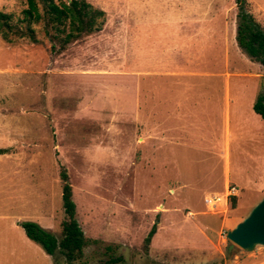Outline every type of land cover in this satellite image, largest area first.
I'll return each instance as SVG.
<instances>
[{
  "label": "rangeland",
  "instance_id": "obj_1",
  "mask_svg": "<svg viewBox=\"0 0 264 264\" xmlns=\"http://www.w3.org/2000/svg\"><path fill=\"white\" fill-rule=\"evenodd\" d=\"M87 1L103 28L60 53L40 25L37 42L0 37V264H54L22 222L60 236L62 169L88 264H264L226 237L264 195V68L237 44L234 0ZM246 1L264 28V0Z\"/></svg>",
  "mask_w": 264,
  "mask_h": 264
},
{
  "label": "trees",
  "instance_id": "obj_2",
  "mask_svg": "<svg viewBox=\"0 0 264 264\" xmlns=\"http://www.w3.org/2000/svg\"><path fill=\"white\" fill-rule=\"evenodd\" d=\"M25 7L20 15L0 11V37L11 43L15 39L25 38L37 42L36 26L40 25L50 41L53 53L64 51L68 45L83 35L103 28L105 12L87 0H24ZM237 8L236 40L239 48L253 61L264 68V28L249 12L246 0H234ZM255 113L264 120V92H260L252 105ZM61 199L63 219L60 236L40 227L32 221L22 222L27 237L39 243L53 257L63 256L66 264H88L84 259V248L90 242L76 218L72 188L64 169L60 171ZM230 204L235 207L236 196L231 195ZM156 232V223L145 237L148 245ZM121 258L109 257L103 264H116ZM209 264H217L211 262Z\"/></svg>",
  "mask_w": 264,
  "mask_h": 264
},
{
  "label": "water",
  "instance_id": "obj_3",
  "mask_svg": "<svg viewBox=\"0 0 264 264\" xmlns=\"http://www.w3.org/2000/svg\"><path fill=\"white\" fill-rule=\"evenodd\" d=\"M226 237L229 249L237 246L252 251L258 245L264 246V195L242 220L227 230Z\"/></svg>",
  "mask_w": 264,
  "mask_h": 264
},
{
  "label": "crops",
  "instance_id": "obj_4",
  "mask_svg": "<svg viewBox=\"0 0 264 264\" xmlns=\"http://www.w3.org/2000/svg\"><path fill=\"white\" fill-rule=\"evenodd\" d=\"M222 96H223V100L225 98V103H226V108H227V100H228V87H227V84L224 86ZM221 115H222L221 122H220L221 129L225 128L226 135L229 136L227 121H226L225 127L223 126V124H224V116L222 114V111H221ZM257 115L259 116V114H257ZM217 127H218V123L216 122L215 128H217ZM220 153H222L223 158H225V162H224V165H223L222 170H221V173L223 175H225V178L223 179V182H221L222 183V186L224 187V191H225V189L227 188L228 185H233L236 188L237 186L233 182H230V180H229V177H230V169H229V162H228V148H227V143H226V146L222 149V151ZM260 158H263V157L260 156ZM256 171H260V172H257L259 174L257 176V178L258 179L262 178V174L264 172H262L260 169H256ZM211 193L212 194H219L220 193V190L219 191L218 190H214ZM235 196H238V190H237V188H236V194H235Z\"/></svg>",
  "mask_w": 264,
  "mask_h": 264
},
{
  "label": "built area",
  "instance_id": "obj_5",
  "mask_svg": "<svg viewBox=\"0 0 264 264\" xmlns=\"http://www.w3.org/2000/svg\"><path fill=\"white\" fill-rule=\"evenodd\" d=\"M234 190H235V187L230 188V192H232V191L234 192Z\"/></svg>",
  "mask_w": 264,
  "mask_h": 264
}]
</instances>
